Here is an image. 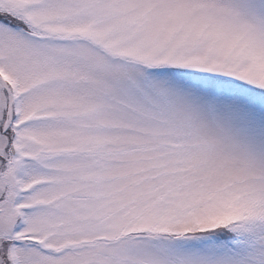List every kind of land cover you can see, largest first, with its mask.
Segmentation results:
<instances>
[{
    "label": "snow or ice",
    "instance_id": "6c2138e0",
    "mask_svg": "<svg viewBox=\"0 0 264 264\" xmlns=\"http://www.w3.org/2000/svg\"><path fill=\"white\" fill-rule=\"evenodd\" d=\"M0 264H264V0H0Z\"/></svg>",
    "mask_w": 264,
    "mask_h": 264
}]
</instances>
